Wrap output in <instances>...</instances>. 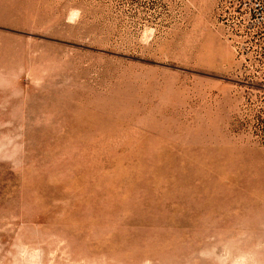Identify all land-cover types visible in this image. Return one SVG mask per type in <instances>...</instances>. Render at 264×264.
Wrapping results in <instances>:
<instances>
[{"label":"rangeland","instance_id":"1","mask_svg":"<svg viewBox=\"0 0 264 264\" xmlns=\"http://www.w3.org/2000/svg\"><path fill=\"white\" fill-rule=\"evenodd\" d=\"M0 264H264V0H0Z\"/></svg>","mask_w":264,"mask_h":264}]
</instances>
